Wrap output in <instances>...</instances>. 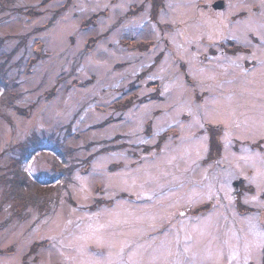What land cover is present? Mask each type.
<instances>
[{"label": "rangeland", "instance_id": "1", "mask_svg": "<svg viewBox=\"0 0 264 264\" xmlns=\"http://www.w3.org/2000/svg\"><path fill=\"white\" fill-rule=\"evenodd\" d=\"M0 79V264H264V0H0Z\"/></svg>", "mask_w": 264, "mask_h": 264}, {"label": "water", "instance_id": "2", "mask_svg": "<svg viewBox=\"0 0 264 264\" xmlns=\"http://www.w3.org/2000/svg\"><path fill=\"white\" fill-rule=\"evenodd\" d=\"M212 6L215 7V8H223L222 1L214 2V4ZM239 182H240V180H235L232 183V186L235 187L236 190H239V187H238L239 186Z\"/></svg>", "mask_w": 264, "mask_h": 264}, {"label": "bare ground", "instance_id": "3", "mask_svg": "<svg viewBox=\"0 0 264 264\" xmlns=\"http://www.w3.org/2000/svg\"><path fill=\"white\" fill-rule=\"evenodd\" d=\"M2 263H6L5 261H3Z\"/></svg>", "mask_w": 264, "mask_h": 264}, {"label": "trees", "instance_id": "4", "mask_svg": "<svg viewBox=\"0 0 264 264\" xmlns=\"http://www.w3.org/2000/svg\"><path fill=\"white\" fill-rule=\"evenodd\" d=\"M8 59V58H7ZM1 80V79H0ZM64 160H66L65 158H64ZM58 188V187H57Z\"/></svg>", "mask_w": 264, "mask_h": 264}, {"label": "flooded vegetation", "instance_id": "5", "mask_svg": "<svg viewBox=\"0 0 264 264\" xmlns=\"http://www.w3.org/2000/svg\"><path fill=\"white\" fill-rule=\"evenodd\" d=\"M183 213V212H182Z\"/></svg>", "mask_w": 264, "mask_h": 264}]
</instances>
